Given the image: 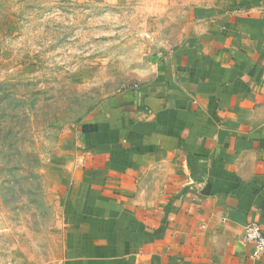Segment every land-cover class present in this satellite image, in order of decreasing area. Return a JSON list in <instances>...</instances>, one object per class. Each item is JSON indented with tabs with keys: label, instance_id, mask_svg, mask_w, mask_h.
Returning a JSON list of instances; mask_svg holds the SVG:
<instances>
[{
	"label": "crops",
	"instance_id": "obj_1",
	"mask_svg": "<svg viewBox=\"0 0 264 264\" xmlns=\"http://www.w3.org/2000/svg\"><path fill=\"white\" fill-rule=\"evenodd\" d=\"M76 133L68 264H264V0H236Z\"/></svg>",
	"mask_w": 264,
	"mask_h": 264
},
{
	"label": "rangeland",
	"instance_id": "obj_2",
	"mask_svg": "<svg viewBox=\"0 0 264 264\" xmlns=\"http://www.w3.org/2000/svg\"><path fill=\"white\" fill-rule=\"evenodd\" d=\"M236 0H0V264H68L76 133Z\"/></svg>",
	"mask_w": 264,
	"mask_h": 264
},
{
	"label": "built area",
	"instance_id": "obj_3",
	"mask_svg": "<svg viewBox=\"0 0 264 264\" xmlns=\"http://www.w3.org/2000/svg\"><path fill=\"white\" fill-rule=\"evenodd\" d=\"M244 242L252 247L253 258L264 255V232L260 225L252 223L246 226Z\"/></svg>",
	"mask_w": 264,
	"mask_h": 264
}]
</instances>
